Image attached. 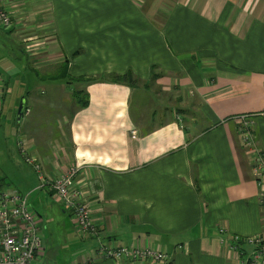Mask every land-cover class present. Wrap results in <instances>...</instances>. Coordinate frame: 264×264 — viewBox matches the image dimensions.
<instances>
[{
  "label": "crops",
  "instance_id": "0c3cea01",
  "mask_svg": "<svg viewBox=\"0 0 264 264\" xmlns=\"http://www.w3.org/2000/svg\"><path fill=\"white\" fill-rule=\"evenodd\" d=\"M59 1L7 5L13 18L9 31L23 40L29 37L26 52L42 60L34 65L63 66L66 61L69 75L80 62L93 69L96 76L82 80L80 88L88 94L89 104L76 106L70 116L71 154L61 158L55 151L44 154L28 134L29 117L23 116V126L17 124L14 130L13 95L5 114L8 87L0 71V181L9 177L10 167L20 166V137L50 178L70 168L79 170L77 187L90 204L101 240L158 248L167 254V264H248L253 248L242 245L235 251L232 240L264 234V207L237 119L254 120L253 134L264 150V0H165L174 9L165 14L162 26L155 22L156 31L123 33L128 38L120 40L125 49L119 51L124 56L119 64H112L108 54L104 59L109 62L102 64L98 51L112 45L113 33H67L63 17L69 0L65 7L64 0ZM93 10L89 7L87 15ZM139 16L140 28L144 18L155 20ZM28 20L40 23L27 26ZM165 24L172 25L167 32ZM48 33H53L52 41ZM128 71L177 97L178 106L163 109L167 118L156 121L155 110L153 121L138 122L132 102L139 88L100 76ZM51 80L59 90L65 87L63 80ZM6 165L9 168L4 169ZM19 189L31 192L37 189L36 182L20 183ZM44 190L50 199L44 198L43 208L50 217L49 210L63 208ZM35 213L44 223L40 212ZM71 223L75 227L72 219ZM91 239L86 245L89 254L74 264L95 252L98 239ZM45 250L34 264H40ZM103 261L92 264H116Z\"/></svg>",
  "mask_w": 264,
  "mask_h": 264
},
{
  "label": "rangeland",
  "instance_id": "374dc122",
  "mask_svg": "<svg viewBox=\"0 0 264 264\" xmlns=\"http://www.w3.org/2000/svg\"><path fill=\"white\" fill-rule=\"evenodd\" d=\"M19 1L20 0H17L16 3ZM58 3H61V1L58 0ZM62 4H64L65 7L67 2L64 0ZM68 5L69 7H73L70 9ZM68 5L65 8L63 17L65 19L64 30H66L67 33H113L111 36L113 41L112 45L110 47L98 48V51H100V54L103 56V58H101L102 64L109 62L108 59H104V57L107 58V54L111 58L110 62L112 64L115 62L119 64V60L124 58V56L119 54V51L125 49V47L120 46V40L124 41L128 36L126 37V34L123 33L132 35L130 33H140L142 31V33H150L151 31H156L155 22H157V25L162 26L166 19L165 14L167 12L172 14L174 9L173 6L171 4L169 5L165 0H69ZM89 7L94 8V10L87 15L86 12H88ZM158 9L163 10V13H160L159 11L161 10ZM139 13L144 16L149 15L150 18L153 17L155 19L154 22L144 18V27L140 28ZM34 22L40 23L38 20ZM34 22L28 20L26 21V25L31 26ZM11 23L12 29L13 18H11ZM146 23H148V27ZM165 25H167L165 29V32H167V29H170L172 25ZM74 27L77 28V30ZM48 34L50 36L48 41H52L51 35H53V33ZM26 38V40H23V38L21 39L13 33H10V31L0 30V71L7 80L8 87L6 90L7 99L5 100V114H8L11 96L13 95L12 97H15V108L14 111H12L13 119L11 124L14 126L20 124L22 127L24 120L22 119V122L16 123V117H13V115L14 113L17 114L19 104L21 100L24 99L25 107H30L28 108L30 114L25 115L31 120V123L28 122L26 125V129H28V127L30 128V131L28 130L29 136L42 146L41 150L44 154L49 153L52 155V152L55 151V154L60 156V158L61 156H69L71 154L69 120L76 108V103L72 99V93L84 86L81 79H93V76L96 75L92 73L93 69L86 66L85 63L80 62V67L70 69L69 81L71 83H65L64 85L66 88L63 87L62 90H59L51 78L59 72L62 68L61 65L46 66V68L39 64L34 65L36 61L41 63L42 60L39 58V55H37L35 60L28 55L25 50V48L28 47V43L25 42L29 37L26 36ZM32 40L34 41L36 39ZM146 40L147 38L144 37V41ZM29 48L31 49L33 46H29ZM56 55L59 56V54L51 56L55 58ZM42 58H44V56ZM47 59L50 61L52 58L48 57ZM65 63L67 62L65 61L63 65H65ZM154 70L157 71L158 69L153 67V71ZM110 75L117 74L116 72L103 73V75L100 74L102 77ZM137 79L136 87L139 89H137L132 102L136 120L143 124L153 121L151 116L155 110H158V112L155 113L158 117L156 121L167 118L166 114L163 115L165 113L163 109H165L164 107L168 106V104L169 106H173L174 104V107L178 106L177 97L174 98L173 94H167V91L156 83H145V80L141 77ZM76 81L82 82V84L79 85ZM237 126L239 134L240 126L239 124H237ZM251 127L252 130H255L256 125L254 120ZM254 137L255 135L253 134L256 149L258 148L257 151L261 155L262 162L264 163V150L259 147L256 137ZM52 148L54 149L52 150ZM250 155L252 159V154ZM18 158L20 166L10 167V175H8L9 177H4L6 184L3 188L18 190V192H21L24 196L28 195L29 206L33 211L40 212L42 215L44 223L41 228V233L44 237L46 250L45 256L40 259V264H74L78 262L80 258L89 254L86 245L93 240L90 237L87 239L83 238L82 233H79L72 225L70 214L63 212L60 207L54 208L53 212L49 210L50 217L45 215L46 211L43 208L44 198L50 199V197L46 193V190H40L38 188L40 186V181L37 173L26 164L22 154L21 156L18 154ZM255 161L256 164L251 160V168L258 182L257 184L260 185L261 191L259 201L262 205V200L264 199V178L257 174L260 172V169H258L260 167V162H258V160ZM6 168L9 167L6 165L4 169ZM29 180L36 182L37 189L31 192L21 191L19 189L20 183L21 185L23 183V186L24 184L28 185ZM156 249L158 250V248ZM104 261L112 262L113 260L104 259ZM113 262L116 264L124 262L158 264L155 263L153 259L144 262L128 261L127 259L121 262Z\"/></svg>",
  "mask_w": 264,
  "mask_h": 264
},
{
  "label": "built area",
  "instance_id": "2783aa9c",
  "mask_svg": "<svg viewBox=\"0 0 264 264\" xmlns=\"http://www.w3.org/2000/svg\"><path fill=\"white\" fill-rule=\"evenodd\" d=\"M17 0H0V30L11 29L12 16L6 9L7 5H14ZM24 116L30 114L28 108L24 109ZM240 126V139L244 148L252 154V160L260 162V172L264 178V163L256 149L253 140L251 125L253 120L249 116L238 119ZM135 135V134H134ZM20 154L26 164L36 173L40 181V190L48 189L58 200L63 210L70 214L73 224L83 237L98 239L97 249L93 254L78 264H92L97 260L110 259L116 262L124 260L144 262L153 259L155 263L168 262V256L154 247H128L117 246L112 241L100 239V231L92 219V210L89 202L80 188L77 187L79 170L70 168L56 179L50 178L44 171L39 159L29 153L25 140H17ZM256 170V169H255ZM257 172V171H256ZM264 196V195H263ZM264 206V199L262 200ZM41 217L32 210L28 204V195L24 196L14 191L3 190L0 192V264H34L35 260L45 249L44 237L41 234ZM221 233L225 230L221 229ZM233 250L240 246L253 248L247 263L264 264V234L255 237L236 236L232 240ZM143 260V261H142Z\"/></svg>",
  "mask_w": 264,
  "mask_h": 264
},
{
  "label": "trees",
  "instance_id": "16d2710c",
  "mask_svg": "<svg viewBox=\"0 0 264 264\" xmlns=\"http://www.w3.org/2000/svg\"><path fill=\"white\" fill-rule=\"evenodd\" d=\"M61 67L62 68L59 70V72L52 76V79L61 80V81L63 80V81H65L66 84H70L71 82L69 81L70 75H69L68 65L65 64ZM108 79L114 84L128 85V86H131L133 88H136L137 81H138V79L135 77V75L131 71H128L127 73L122 74V75H118V74L117 75H110V76H108ZM153 79L156 80V75H153ZM81 80H84V79H81ZM72 99L74 100V102L76 103V106L79 109L85 108L89 104V96L85 92V90H82V89L75 90L72 93ZM26 108L27 107L24 106V109H26ZM23 113H24V111H23ZM22 116H23V114H22ZM5 184L6 183H5L4 179L0 181V192L3 191L2 188Z\"/></svg>",
  "mask_w": 264,
  "mask_h": 264
},
{
  "label": "water",
  "instance_id": "95a60500",
  "mask_svg": "<svg viewBox=\"0 0 264 264\" xmlns=\"http://www.w3.org/2000/svg\"><path fill=\"white\" fill-rule=\"evenodd\" d=\"M24 99L21 100L20 104H19V107H18V110H17V114H16V120L17 122L19 123L22 119V114H23V111H24Z\"/></svg>",
  "mask_w": 264,
  "mask_h": 264
}]
</instances>
